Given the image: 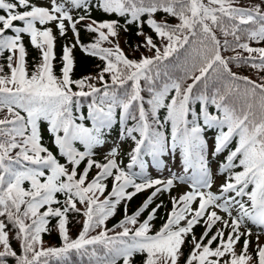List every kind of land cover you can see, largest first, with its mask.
I'll list each match as a JSON object with an SVG mask.
<instances>
[{
  "label": "snow or ice",
  "instance_id": "obj_1",
  "mask_svg": "<svg viewBox=\"0 0 264 264\" xmlns=\"http://www.w3.org/2000/svg\"><path fill=\"white\" fill-rule=\"evenodd\" d=\"M94 10L105 18H95ZM158 11L177 21L157 20ZM81 23L96 33L91 42L81 40ZM132 24L143 37L132 47L150 54H125L121 32ZM145 24L159 42L144 31ZM54 28L62 37L70 30L75 39L62 46L60 75L53 66ZM25 34L40 57L30 72ZM189 43L198 45L199 64L180 60ZM76 45L104 62L96 75L72 78ZM0 61V264L10 259L15 264H134L138 254L135 264H264V244L256 245L255 255L249 251L253 226L257 241L264 232V83L229 66L264 70V0H0ZM210 69L249 86L245 108L230 101L231 87L209 89ZM96 80L102 83L89 82ZM257 92L258 112L251 102ZM114 121L120 135L133 142L126 164L117 159L115 145L108 157L94 158ZM206 130H214L211 148ZM45 134L50 145L43 142ZM226 149L218 165L224 179L214 190L210 161ZM177 150L182 173L167 178L148 174L145 157L162 168V155ZM108 177L111 190L100 199ZM176 181L188 189L170 197L167 219L152 230L163 201L142 220L138 217ZM148 188L152 191L139 208L128 214L125 203L123 217L111 229L106 226L121 201ZM70 212L84 217L75 237L69 234ZM198 223L204 224L199 239L193 232ZM53 229L62 243L44 246L42 233ZM10 233L19 242V253Z\"/></svg>",
  "mask_w": 264,
  "mask_h": 264
},
{
  "label": "trees",
  "instance_id": "obj_2",
  "mask_svg": "<svg viewBox=\"0 0 264 264\" xmlns=\"http://www.w3.org/2000/svg\"><path fill=\"white\" fill-rule=\"evenodd\" d=\"M244 0H240V3H243ZM92 15L97 18H105V14L102 11H96L94 10ZM119 14H107L108 17H114L118 16ZM155 18L157 20L160 19H165L169 20L170 22H176L177 18L175 17H169L168 14L164 13L163 11H158L155 14ZM78 27L80 28V38L83 42H91L96 35L94 32H88L85 31L83 28V24H79ZM144 31L149 32V34L153 35L154 40L156 42H159V38L155 36V33L150 30V28L145 24L144 25ZM54 34L56 35V42H55V58L53 60V66H54V71L57 75H60L59 69L61 66L60 62V57L62 55V46L65 43H72L75 44V39L73 37V34L69 30L68 33L65 34V36H60L57 32V30L54 28ZM219 35V33H218ZM231 39V37H229ZM24 40L27 48L28 55L26 57L27 63H28V68L29 72L32 70L33 64L40 59L39 57V50L35 49L32 47L29 43V37L27 34L24 35ZM143 40L142 36H137L136 35V26L135 24L130 25L129 31L127 33L121 32V39H120V45L123 48L124 52L126 55H128L130 58H139L140 55L143 53L145 55L150 54V50L144 47H141L140 49H134L132 45L140 43ZM250 43L253 44V46H262V44H258L255 41H250ZM198 45L189 43L184 49H182L179 53L180 60H188L189 63L192 62L194 59L197 64L200 62V57L198 56L197 52L194 51ZM235 51L239 52L241 49H235ZM154 54V53H152ZM232 53L230 51H223L222 55H231ZM244 55H247L246 52L243 53ZM72 55L74 57V66L72 69V72L70 75L72 76L73 79H77L81 76H85L89 73L96 75L100 68L104 67V62L91 54H85L80 48L79 45H76L74 47ZM3 61H0L2 63ZM233 71H236L239 75H245L250 77L251 80H254L259 83H264V70H258L253 67H251L248 64H241V65H235L233 63H230L229 65ZM5 71H7V68H5ZM179 73V69H177V73ZM198 74V69L197 73ZM208 76V85L209 89L211 88H219L222 92L225 91L227 88L231 87L232 92L229 94L230 101L238 108L242 109L247 106V103L249 102V97L245 95V89L248 88L249 86L242 80L238 81H233L229 77H227L226 74L221 73L219 70L217 71H212L211 69L209 70V73L207 74ZM107 78V74H106ZM192 77H189L187 82H191ZM90 83H96L100 84L102 82L96 80V81H89ZM239 85V87H237ZM75 88L76 86L73 85ZM87 90V88H85ZM143 94V93H142ZM251 102L253 104V110L258 112L259 111V94L257 92V95L255 97L251 98ZM86 103L83 106V110L86 111ZM212 111H215V108L211 109ZM4 115L3 111H0V117ZM90 123V122H89ZM128 123H131V121H128ZM170 130V129H169ZM214 136V130H206L205 133V138L209 141V145L211 148V143H212V138ZM47 144H51V140L48 134L44 135V141ZM236 143V140L233 139L230 143V147L234 146ZM102 145H112V146H117L119 148V152L117 153V157L119 160H122L123 163H127L128 160V155L127 153L130 151L131 147L133 146V142L131 139H126L120 135V126L118 121H114L112 125V129L110 134L108 135L106 142ZM80 147V145H79ZM100 147L96 146L94 151L95 154L100 152ZM104 149H110V148H104ZM227 154V149L224 150L222 153L217 154L215 157L211 158L210 161V167L212 168L216 184H218L217 180L221 178V181L224 179V175L219 173L218 170V165L219 163L224 159V157ZM97 156V155H95ZM169 156L174 159V161H180L182 162V157L180 155L179 150L175 152V155H172L169 153ZM95 159H100L102 157H94ZM146 160H148L149 163H151V157H145ZM161 158H164V155H162ZM63 162V160H61ZM148 163V164H149ZM168 166L165 165L163 169L167 168ZM80 171V168L78 167V172ZM96 169L93 168L90 170L89 173V179L91 178L92 175H94ZM153 172L154 170H150ZM106 183L108 184V188H106L105 192L100 194V199H103L104 195H107V193L111 190V183H112V178L108 177L106 180ZM179 187V184L173 185L170 190H161L160 193L157 194V196L153 199V201L149 204L147 208L144 209V211L141 212L140 216L138 217V220H142L147 216L148 211L151 210L152 207L155 206V204L159 203L160 201H163V204L157 209V212L155 214L154 219L151 221L152 223V230L158 229L160 225L164 223V221L167 219V213L172 207V202L170 197L171 196H177L178 193H180L181 190L176 191ZM131 190V188L127 189ZM184 191L185 188H182ZM152 189H143L140 192H137L132 198L127 199L126 201H121V203L117 206V210L114 213L113 216L109 217L108 220L105 222L106 226L111 229L112 224L116 223L119 219L123 217L125 214V203L127 204V213L131 214L134 212L137 208H139L144 200L149 196L151 193ZM53 206H56L55 204ZM77 207H82V205L77 204ZM69 223H68V228H69V234L73 237H75L79 230L82 228V220H83V215L80 213L76 212H70L69 213ZM58 219V218H57ZM56 223V220H50V225H54ZM183 223V221H182ZM250 226H252L250 224ZM11 227V225H9ZM204 229V224L203 223H198L193 227V232L196 234L197 239H199L200 234L202 233ZM215 228H213V231ZM95 231H99V229H96ZM95 231L90 233V234H95ZM116 231H120V229H116ZM225 232H227V229H225ZM256 234H257V228L253 226V232L250 239L249 243V251L252 252L255 255L256 251V245L257 244H264V232L260 233L259 240H256ZM10 242L12 244V247L17 250L19 253L20 248H19V242L12 237V234L10 233ZM42 239L44 241V246H59L60 243H62L61 238L59 237L58 234V229H53L50 232H45L42 233ZM190 239L191 236L186 238V245L183 248L184 255L186 256L187 253L190 251ZM244 237L242 236L240 241L237 242L236 248L237 251L240 250L242 247V241ZM216 241L213 242V245H215ZM73 260H76L77 257L75 255L72 256ZM86 259V258H85ZM135 259H139V254ZM135 259H134V264H135ZM183 259V257L181 258ZM9 264H15L14 260L9 261ZM117 264H122V261H118Z\"/></svg>",
  "mask_w": 264,
  "mask_h": 264
}]
</instances>
